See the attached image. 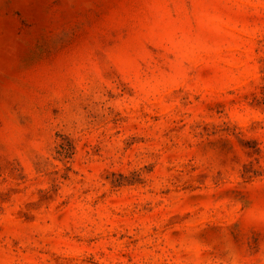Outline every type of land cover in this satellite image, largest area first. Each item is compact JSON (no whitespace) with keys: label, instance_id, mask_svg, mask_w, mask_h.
Segmentation results:
<instances>
[{"label":"rangeland","instance_id":"obj_1","mask_svg":"<svg viewBox=\"0 0 264 264\" xmlns=\"http://www.w3.org/2000/svg\"><path fill=\"white\" fill-rule=\"evenodd\" d=\"M0 264H264V0H0Z\"/></svg>","mask_w":264,"mask_h":264}]
</instances>
